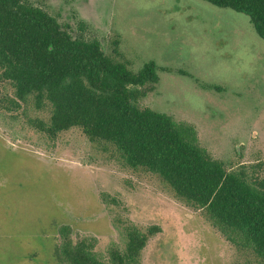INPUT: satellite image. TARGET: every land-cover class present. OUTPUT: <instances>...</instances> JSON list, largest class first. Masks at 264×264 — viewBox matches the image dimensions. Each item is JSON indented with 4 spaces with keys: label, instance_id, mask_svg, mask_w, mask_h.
I'll list each match as a JSON object with an SVG mask.
<instances>
[{
    "label": "rangeland",
    "instance_id": "obj_1",
    "mask_svg": "<svg viewBox=\"0 0 264 264\" xmlns=\"http://www.w3.org/2000/svg\"><path fill=\"white\" fill-rule=\"evenodd\" d=\"M27 1L134 71L155 62L159 83L142 88V105L194 127L227 171L261 165L264 175V41L246 15L202 0ZM27 107L17 121L0 114V264H57L62 229L75 243L94 237L111 264L129 225L161 228L138 264L247 263L157 176L125 167L80 128L50 138L34 126L49 109Z\"/></svg>",
    "mask_w": 264,
    "mask_h": 264
},
{
    "label": "trees",
    "instance_id": "obj_2",
    "mask_svg": "<svg viewBox=\"0 0 264 264\" xmlns=\"http://www.w3.org/2000/svg\"><path fill=\"white\" fill-rule=\"evenodd\" d=\"M202 1L246 15L264 41V0ZM158 83L155 62L134 71L129 61L107 56L98 40L74 38L44 9L27 0H0V114L17 121L27 106L49 109V121L38 120L37 129L55 138L80 128L90 141L111 146L125 167L157 176L180 203L201 211L248 256L246 264H264L261 165L229 172L200 147L194 127L143 106L142 88ZM66 231L54 248L57 264H104L94 252V237L75 243ZM160 232L158 226L143 232L129 225L125 249L110 250L111 264H138Z\"/></svg>",
    "mask_w": 264,
    "mask_h": 264
}]
</instances>
